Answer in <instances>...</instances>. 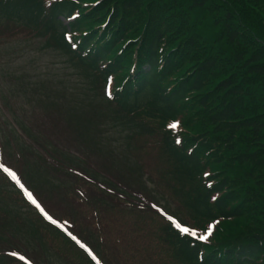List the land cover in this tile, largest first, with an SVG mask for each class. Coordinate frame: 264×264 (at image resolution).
Wrapping results in <instances>:
<instances>
[{"label":"trees","instance_id":"1","mask_svg":"<svg viewBox=\"0 0 264 264\" xmlns=\"http://www.w3.org/2000/svg\"><path fill=\"white\" fill-rule=\"evenodd\" d=\"M15 41L63 57L130 153L64 189L73 220H59L91 255L0 170L12 191L0 194L29 208L41 251L65 264H264V0H0V46ZM20 127L0 146L21 174H69L47 160L63 131ZM0 264L26 263L2 252Z\"/></svg>","mask_w":264,"mask_h":264},{"label":"rangeland","instance_id":"2","mask_svg":"<svg viewBox=\"0 0 264 264\" xmlns=\"http://www.w3.org/2000/svg\"><path fill=\"white\" fill-rule=\"evenodd\" d=\"M76 73L63 57L42 51L36 43L15 41L0 46V103L5 105H0V145L5 146L7 142L5 124L9 117H17L27 125L37 118L35 114L41 115L40 118L44 120L49 118L48 124L58 127L64 133L61 138L57 133L51 137L48 164L59 165L69 173L52 171L51 174L44 172L38 176L28 168L33 177L29 179L6 158L4 151H0L1 165L14 173L18 182H15L13 192L9 188H3L1 184L0 189L17 194L20 185L26 196L31 193L40 208L51 217V221H57L56 217L73 220V210L70 207L73 204L65 196L64 189L67 191L75 188V183L79 180L76 174L88 180L94 179L95 175L91 174L102 157L111 155L118 159L130 156L127 140L120 133L121 130L115 129L112 122L103 117L102 113L106 109L93 108L83 99L84 88ZM16 78L17 81L13 82ZM18 84L23 89L19 90ZM72 88L76 93L70 97H58L68 94ZM10 105L13 112L10 111ZM11 150L17 151L13 147ZM130 161L127 165L132 167V176L128 178L126 175V180L133 184L141 174L138 166ZM33 169L39 170L37 167ZM145 179L146 185L154 188L147 175ZM120 194L127 199L133 196L130 193ZM69 195L72 196L70 193ZM137 195L145 197L139 193ZM157 197L161 203L162 195ZM49 201L54 205L53 208ZM28 209L17 197L0 194V239L2 235L4 237V242H0V256L2 252L9 255L15 253L13 257L21 261L17 256L19 254L36 264H65L52 250H40L41 240L36 235V227L31 223ZM59 224L63 225V222ZM19 234H22V239L18 238ZM35 251H38L39 259L34 257Z\"/></svg>","mask_w":264,"mask_h":264},{"label":"snow or ice","instance_id":"3","mask_svg":"<svg viewBox=\"0 0 264 264\" xmlns=\"http://www.w3.org/2000/svg\"><path fill=\"white\" fill-rule=\"evenodd\" d=\"M170 127L172 128H176L177 125L176 124H171ZM179 142V141H177ZM6 172H8L9 175H11L13 177V179H16L15 174L12 172H9V170L7 168L4 169ZM28 199L30 201H32L33 204H36L37 208H40V205L36 203V201L33 199L31 193H27ZM40 211L46 216V218H48L49 220H51V217H49L47 215V213L44 212V210L42 208H40ZM167 219L171 222L172 226L175 227L180 233L182 234H187L190 236L195 237L196 236V232L194 231V229L191 226H184L182 225L181 222H179L177 219H175L172 216H168ZM53 223H56V221H52ZM74 240L76 239V237H72ZM207 237L206 236H200L199 239L201 240H205ZM79 243V241H77ZM81 247H85L83 244H81ZM87 251V249H85ZM91 255V253H89ZM93 259H95V257H93Z\"/></svg>","mask_w":264,"mask_h":264}]
</instances>
